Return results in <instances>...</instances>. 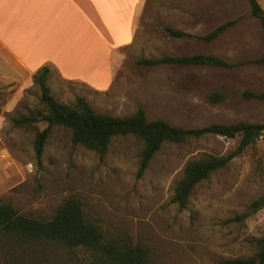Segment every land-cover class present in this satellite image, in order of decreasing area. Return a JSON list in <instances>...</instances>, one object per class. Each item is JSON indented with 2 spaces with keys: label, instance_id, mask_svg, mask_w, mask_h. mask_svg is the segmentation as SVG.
Segmentation results:
<instances>
[{
  "label": "rangeland",
  "instance_id": "1",
  "mask_svg": "<svg viewBox=\"0 0 264 264\" xmlns=\"http://www.w3.org/2000/svg\"><path fill=\"white\" fill-rule=\"evenodd\" d=\"M264 10V0H258ZM238 19L212 41L200 37ZM164 28L186 34L168 36ZM264 53L259 23L245 0H143L135 19L134 40L123 51L110 86L102 91L49 75L50 94L61 103L83 97L97 114L125 117L140 105L148 121L164 120L185 129L239 121L264 124V102L242 92L264 91V66H140V58L211 55L230 63ZM225 99L210 103L208 96ZM40 91L32 79H0V198L27 217L49 218L69 197L105 236L122 238L148 252L147 264H219L253 254L252 240L264 237V208L251 203L264 196V133L193 190L185 209L172 201L185 163L205 154L235 151L239 136L208 135L183 143L165 142L136 178L142 142L115 136L99 158L74 145L70 133L53 126L40 162L33 139L45 123L14 127L11 120L39 109ZM50 264H92L82 250L48 256Z\"/></svg>",
  "mask_w": 264,
  "mask_h": 264
},
{
  "label": "trees",
  "instance_id": "2",
  "mask_svg": "<svg viewBox=\"0 0 264 264\" xmlns=\"http://www.w3.org/2000/svg\"><path fill=\"white\" fill-rule=\"evenodd\" d=\"M250 17L257 20L264 39V10L258 0H245ZM232 19L216 26L211 32L200 37L212 41L229 27L237 23ZM168 36L181 38L186 34L179 30L164 28ZM137 65L153 67L166 66H212L232 68L241 65L264 66V53L256 58L230 63L216 56L195 54L190 56L140 58ZM49 69L43 67L32 75V82L40 91L39 109L11 120L14 127H31L35 123H45V128L35 133L33 139L34 159L40 162L44 145L53 126H61L70 133L71 143L92 151L99 158L108 149L111 138L132 135L142 142L136 178H140L154 155L165 142L183 143L208 135L225 138L239 136L235 151L225 156L205 154L187 161L181 178L173 188L172 201L179 210L185 209L194 188L212 173L224 168L235 156L253 145L264 133V124L236 122L229 125L209 124L199 128L172 126L164 120L148 121L142 106L125 117L97 114L83 97L74 102L61 103L54 99L46 84ZM246 99L264 102V91L255 93L243 91ZM225 99L223 92L209 94L210 103ZM252 211L264 208V196L254 200ZM254 252L248 257H238L221 261L219 264H264V237L252 240ZM82 250L88 253L92 264H147V249L122 238H109L89 220L80 201L69 197L60 203L49 218L27 217L19 213L10 203L0 198V264H50L48 258L60 251Z\"/></svg>",
  "mask_w": 264,
  "mask_h": 264
},
{
  "label": "crops",
  "instance_id": "3",
  "mask_svg": "<svg viewBox=\"0 0 264 264\" xmlns=\"http://www.w3.org/2000/svg\"><path fill=\"white\" fill-rule=\"evenodd\" d=\"M143 0H0V79H52L108 88L134 40Z\"/></svg>",
  "mask_w": 264,
  "mask_h": 264
}]
</instances>
